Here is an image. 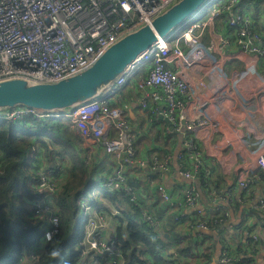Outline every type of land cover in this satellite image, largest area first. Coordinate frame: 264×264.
Masks as SVG:
<instances>
[{
	"label": "built area",
	"instance_id": "1",
	"mask_svg": "<svg viewBox=\"0 0 264 264\" xmlns=\"http://www.w3.org/2000/svg\"><path fill=\"white\" fill-rule=\"evenodd\" d=\"M177 1L0 0V82L22 78L53 83L76 75L92 66L110 46ZM243 1L210 0L208 15L188 20L182 34L156 41L96 99L64 112L26 106L0 111L3 119L18 123L28 118L48 124L66 120L78 130L87 162L99 163L102 159V154L95 156L91 148H100L113 158L111 171L100 174L99 187L81 200L79 216L86 223V234L79 264H155L148 253L140 254L132 263L127 260L113 226L121 218V210L117 205L106 206L97 196L100 190L120 192L135 211H140L137 218L161 238L164 218L159 219L155 208H144L138 188L128 183L129 170L137 173L145 167L149 169L145 183L154 188L153 205L161 206L176 223L187 222L189 229L196 230L198 244L207 241V234L213 230L210 220L201 218L204 215H225L218 223L227 225V231L232 228L230 233L240 228L236 240L223 244L216 264H264V138L250 149L252 160L242 162V154H232L229 163L217 162L213 167L205 154L206 133L218 127L216 115L220 111L239 102L264 99V32L256 29ZM235 49L240 54H235ZM236 59L243 66L227 74L225 66ZM149 65L147 75L137 79L134 86L145 115L140 128L159 129L168 137L167 142L177 139L175 163L172 153L161 156L151 152L142 157L135 149L136 135L130 126L129 105L123 99L122 88L128 74ZM183 151L188 157L183 156ZM45 152L41 144L32 145L33 169L38 178L34 214L48 226L20 264L27 260L39 264L46 244L60 228L55 200L67 162H49ZM169 173L191 184L179 192L169 191L165 183ZM200 176L210 181V185L205 184V200L196 182ZM98 204L102 211L95 213ZM237 210H241L238 219ZM251 210L262 218L254 219ZM165 255L177 258L172 249Z\"/></svg>",
	"mask_w": 264,
	"mask_h": 264
},
{
	"label": "trees",
	"instance_id": "2",
	"mask_svg": "<svg viewBox=\"0 0 264 264\" xmlns=\"http://www.w3.org/2000/svg\"><path fill=\"white\" fill-rule=\"evenodd\" d=\"M211 8V5L205 8L208 14ZM186 26L183 24L171 35L182 34ZM150 66L134 71V77L137 79L145 77ZM128 83L129 80L126 81L123 90L128 87ZM134 93L136 95V92ZM123 99L126 100L124 95ZM30 125L34 126L31 127ZM23 126H29V130L27 132L22 131L21 127ZM80 138L73 132L72 125L66 120H55L48 124L28 118L23 123H18L6 121L0 116V264H19L25 253L29 252L31 247L41 240L48 226L43 218L34 214V200L36 199L34 192L38 178L33 169L35 158L32 155V145L36 142L45 147L49 162L56 159L67 162L64 169L66 175L62 179L64 182L59 184V194L55 200L60 213L59 232L52 241L46 244L39 264L80 263V253L85 245L84 237L86 234L84 218H79L81 200L88 196V192L93 187L100 185L102 169L101 163L96 160L84 161L85 151L79 145ZM173 142H178V140L174 139ZM176 145L177 143L172 144V152ZM159 148L156 151L158 154L161 153V148ZM162 152L163 154L171 153L168 149ZM182 154L184 157H188L186 151H183ZM137 180L139 181L138 178L128 179V183L136 187ZM196 182L202 200H205L207 197L205 184L210 185V181L200 176ZM190 184L191 182L184 181L181 187L183 189ZM218 185L220 186L219 182ZM100 191L97 196L102 198L106 206L107 203L117 205L121 210L122 216L119 218L121 225L117 229L118 237L130 263L138 260L140 254L148 253L153 257L155 264H179V262L181 264H195L187 258V254L190 253L193 246L198 244L195 235L188 236L192 242L187 241L188 243L182 245V237L175 234V228H173L174 232L166 231L165 228L167 227H164L163 224L164 235L158 238V235L156 236V233L145 224L134 222L132 217L137 218L141 213L139 210L133 209L135 207L129 203L124 195L117 191ZM138 195L143 205L145 204L144 208H155L159 219L165 217L164 212L161 216L159 215L162 210L158 209V206H147L146 202L143 201L142 194L138 193ZM101 211L100 204L95 206V213ZM223 216L225 215L210 218L204 215L201 218L209 219L210 228L214 229L220 226L218 221ZM258 218L260 219L259 216H257ZM171 249L177 258H168L165 255ZM209 254L207 253L205 257L208 259V264H213V259ZM212 254H215L213 247Z\"/></svg>",
	"mask_w": 264,
	"mask_h": 264
},
{
	"label": "crops",
	"instance_id": "3",
	"mask_svg": "<svg viewBox=\"0 0 264 264\" xmlns=\"http://www.w3.org/2000/svg\"><path fill=\"white\" fill-rule=\"evenodd\" d=\"M242 5L244 9L250 12L255 21L256 29L264 32V0H244ZM234 53L240 54V50L235 49ZM228 66H234L232 70H236L243 66V62L236 59ZM134 92V89L130 90L129 87L125 89L126 102L129 105L128 118L130 119L131 129L136 135V143L139 146L138 142H142L144 136V134H140L139 130L145 123V115L143 110L138 105V100ZM216 118L218 127H211L205 137V154L209 164L214 167L217 165V162H220L221 164L229 163L232 160V154L238 153L243 155L242 162L252 160L250 149L257 140L262 137L264 138V99H251L248 104H242L239 102V105L237 106H229L227 109L220 111L216 115ZM72 129L79 137L80 135L78 130L74 126H72ZM79 145L83 148L82 139L80 140ZM91 151L95 156L102 154V159L99 162L102 165L101 172H110L113 165V158L100 148H91ZM149 152L141 153V156L148 157L151 154V152ZM56 160H53V162ZM148 174V167L143 168L137 173L133 172L131 169L128 171V179H139V181L137 180L136 185L139 190V194H142L144 199L143 201L146 202L147 206L152 207V201L155 194L154 188L147 186L145 183V178ZM184 181L186 180L178 174L169 173L165 175L166 186L168 190L172 192H179L177 190L182 189L181 186ZM187 182L190 183V181ZM179 195H181V193H179ZM158 209L162 210V212L159 213L160 216L163 212L165 213L161 206H159ZM235 213L237 219L240 218L241 210H237ZM163 218L164 227H167L165 228L166 231L174 232L175 230V234L182 237V245H184L187 241L192 242L188 236H194L196 234V230L189 229L187 222L176 223L174 217L170 215H166ZM120 225L121 219H119L117 223H113L114 228L119 227ZM173 228L175 229L173 230ZM225 229H228L227 225L214 228L209 233L207 241L193 246L190 252H195L199 249L200 253H203L204 255L202 260L197 262L198 264H208L205 257L207 252L210 253L209 256L213 259L212 263L216 264L218 253L223 247L222 230ZM231 229L232 228H229V231ZM166 237L168 236L166 235ZM212 247L215 249V254H212ZM26 262L27 263L23 264H32L30 260H27Z\"/></svg>",
	"mask_w": 264,
	"mask_h": 264
},
{
	"label": "water",
	"instance_id": "4",
	"mask_svg": "<svg viewBox=\"0 0 264 264\" xmlns=\"http://www.w3.org/2000/svg\"><path fill=\"white\" fill-rule=\"evenodd\" d=\"M209 1H177L149 23L110 46L92 66L58 82L35 83L22 78L1 81L0 111L26 106L64 112L98 98L140 53L185 24ZM164 120L168 123L167 118Z\"/></svg>",
	"mask_w": 264,
	"mask_h": 264
},
{
	"label": "rangeland",
	"instance_id": "5",
	"mask_svg": "<svg viewBox=\"0 0 264 264\" xmlns=\"http://www.w3.org/2000/svg\"><path fill=\"white\" fill-rule=\"evenodd\" d=\"M176 3V2H175ZM173 3V4H175ZM173 4H171L170 6H172ZM169 6V7H170ZM168 7V8H169ZM167 8V9H168ZM166 9V10H167ZM165 10V11H166ZM164 11V12H165ZM208 14V11L206 9H202L194 18V20H198V19H202L204 18L206 15ZM234 68V66H225V71L227 74L230 73V71ZM137 78L134 77V72L128 74L127 76V80H129V83H128V87L129 89L133 90L134 89V86H135V80ZM163 126H166V123H162ZM22 131H25L27 132L29 130V128L27 126H23L21 128ZM34 131H39L38 129H32ZM140 132H142L144 134L143 136V140L142 142H138L139 143V146L137 145L136 143V146H135V149H136V152L138 154V156H141V153H148L149 151L152 152V155L154 154H157L158 153L156 152L158 150V148L160 147L161 148V153L160 155L163 156V150H170V152L173 154V162L175 163L177 160H176V154L178 152V144L179 142H167L166 141V138L160 131L159 129H156L154 127H147V126H144V128H140L139 130ZM164 132V131H163ZM177 143V145L175 146L174 148V151L172 152V144L175 145ZM159 148V149H160ZM149 152V153H150ZM151 155V156H152ZM143 157V156H142ZM84 161H86V158H84ZM104 172V171H103ZM99 187V186H98ZM137 188V187H136ZM89 199V198H88ZM248 211V210H246ZM249 212V211H248ZM251 213H253V218L254 219H257V216L260 217V215L258 213H256L255 211L251 210ZM262 218V217H260ZM132 219L134 220V222L138 223V224H141L143 223L142 220L140 218H136V217H132ZM259 219V218H258ZM118 227L115 228V233L117 236L118 235V231H117ZM114 230V229H112ZM240 228L236 227L234 232L233 233H230L229 231L225 230L223 231V244H226V243H229L230 241H234L236 240V237H237V234L239 232ZM208 237H209V233H208ZM208 253V252H207ZM203 253H200V251L197 249V251H193V252H190L187 256L188 259H191V261L195 264H197L196 262L202 260V257H203ZM206 260H208L206 258ZM130 262V261H129Z\"/></svg>",
	"mask_w": 264,
	"mask_h": 264
},
{
	"label": "clouds",
	"instance_id": "6",
	"mask_svg": "<svg viewBox=\"0 0 264 264\" xmlns=\"http://www.w3.org/2000/svg\"><path fill=\"white\" fill-rule=\"evenodd\" d=\"M216 1H217V0H213V3H216ZM208 6H210V4H206V6H204L203 8L205 9V8H207ZM196 15H197V14H196ZM196 15H195V16H196ZM195 16H194L193 18H195ZM190 19H191V18H190ZM190 19H188V20H190ZM188 20H187L186 23H185L186 25H188V24H187ZM0 116H1V114H0ZM1 117H2V116H1ZM30 126L33 127L34 125H33V126L30 125ZM28 127H29V126H28ZM21 128H22V127H21ZM98 186H99V185H98ZM98 186L93 187V188L88 192V196L90 195V193H91L94 189H97ZM100 192H101V191H97V194L100 193ZM79 218H82V217L79 216ZM19 264H20V263H19Z\"/></svg>",
	"mask_w": 264,
	"mask_h": 264
},
{
	"label": "bare ground",
	"instance_id": "7",
	"mask_svg": "<svg viewBox=\"0 0 264 264\" xmlns=\"http://www.w3.org/2000/svg\"><path fill=\"white\" fill-rule=\"evenodd\" d=\"M193 17H194V16H193ZM193 17H192V18H193ZM192 18H191V19H192Z\"/></svg>",
	"mask_w": 264,
	"mask_h": 264
}]
</instances>
